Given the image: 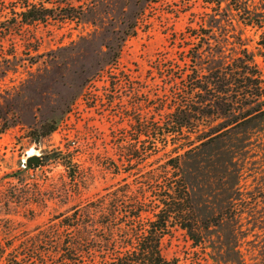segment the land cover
<instances>
[{
	"label": "rangeland",
	"instance_id": "obj_1",
	"mask_svg": "<svg viewBox=\"0 0 264 264\" xmlns=\"http://www.w3.org/2000/svg\"><path fill=\"white\" fill-rule=\"evenodd\" d=\"M230 2L88 0L76 3L80 24L27 27L0 46V130L8 126L0 135V201L16 198L21 188L7 178L27 168L30 153L40 160L21 175L36 203L11 204L9 217L0 211V243L14 240L13 251L64 231L74 222L72 208L87 213L123 186L137 193L147 172L183 155L180 172L203 241L196 246L174 227L161 244L163 256L176 264H264V122L203 145L230 115L204 106L212 97L183 93L190 48H203L195 64L202 75L208 62L229 64L244 50L264 70L260 32L242 25ZM249 2L257 9L264 1ZM180 103L191 105V125L144 163V137L134 127L164 125ZM44 126L57 130L34 142ZM60 159L72 162L74 183Z\"/></svg>",
	"mask_w": 264,
	"mask_h": 264
},
{
	"label": "trees",
	"instance_id": "obj_2",
	"mask_svg": "<svg viewBox=\"0 0 264 264\" xmlns=\"http://www.w3.org/2000/svg\"><path fill=\"white\" fill-rule=\"evenodd\" d=\"M87 1L0 0V46L12 36L23 34L27 27L80 24L82 14H76V10L82 7H76V3L82 5ZM229 1L240 23L260 32L258 51L264 63V2L258 7L260 9H251L249 0ZM202 49L190 48L188 51L193 64L190 66L192 74L182 78L186 83L183 93L192 98L212 97L215 100L209 106L203 105L224 115H230L231 118L225 127L201 140L205 145L222 136L232 139L231 134L239 128L249 127L258 121L264 122V108L260 104L264 98V70L258 66L254 57L244 50L232 63L216 65L215 61L208 62L206 73L202 75L199 69L195 68L196 59ZM35 51H38V48ZM4 57L3 55L2 58ZM187 110L192 111L190 104H178L175 111L167 115L168 121L164 125L151 124L148 121L138 122L134 129L137 137H144L143 152L140 156L144 163L165 151L168 144L191 125L192 116ZM7 130L8 126L4 125L0 135ZM56 130L44 126L33 140L39 143L41 138L48 137ZM217 133L220 134L216 135ZM206 140L207 142H204ZM182 156L168 158L158 169L147 172L144 175L146 182L137 193L129 192L128 186H123L112 196L102 197L94 202V206L84 208H89L87 213L82 212L80 208H72L75 210L71 216L74 222L64 231L55 229L35 240L22 242L13 251L10 250L14 240L0 243V263L176 264L168 261L161 252L163 240L172 234L174 227L185 231L196 246L203 241L194 198L182 176L183 173L180 172L182 166L179 161ZM59 161L68 170V177L74 183L76 176L72 162L65 159ZM37 167L27 165L26 169L8 176L7 179L16 182V186L21 189L18 190L16 198L10 196L3 201L1 199L0 211L8 209L1 215L9 217L13 203L18 207L31 201L35 202L34 192L25 187L24 177L21 175ZM145 168L146 166L143 170ZM0 194L1 197L3 193ZM98 204L101 206H97ZM69 230L76 232L75 238L66 236ZM128 247H131V250L127 251Z\"/></svg>",
	"mask_w": 264,
	"mask_h": 264
},
{
	"label": "water",
	"instance_id": "obj_3",
	"mask_svg": "<svg viewBox=\"0 0 264 264\" xmlns=\"http://www.w3.org/2000/svg\"><path fill=\"white\" fill-rule=\"evenodd\" d=\"M39 163L40 160L37 156H31L27 161L28 166L38 165Z\"/></svg>",
	"mask_w": 264,
	"mask_h": 264
},
{
	"label": "bare ground",
	"instance_id": "obj_4",
	"mask_svg": "<svg viewBox=\"0 0 264 264\" xmlns=\"http://www.w3.org/2000/svg\"><path fill=\"white\" fill-rule=\"evenodd\" d=\"M35 154H37L35 151H32L31 153H30V156H32V155H35Z\"/></svg>",
	"mask_w": 264,
	"mask_h": 264
}]
</instances>
